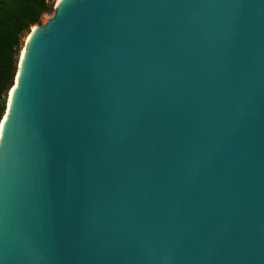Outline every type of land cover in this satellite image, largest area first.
I'll return each instance as SVG.
<instances>
[{"label": "water", "instance_id": "95a60500", "mask_svg": "<svg viewBox=\"0 0 264 264\" xmlns=\"http://www.w3.org/2000/svg\"><path fill=\"white\" fill-rule=\"evenodd\" d=\"M35 26L2 264H264V0H61Z\"/></svg>", "mask_w": 264, "mask_h": 264}, {"label": "trees", "instance_id": "16d2710c", "mask_svg": "<svg viewBox=\"0 0 264 264\" xmlns=\"http://www.w3.org/2000/svg\"><path fill=\"white\" fill-rule=\"evenodd\" d=\"M51 11V0H0V122L18 70L23 39Z\"/></svg>", "mask_w": 264, "mask_h": 264}, {"label": "rangeland", "instance_id": "374dc122", "mask_svg": "<svg viewBox=\"0 0 264 264\" xmlns=\"http://www.w3.org/2000/svg\"><path fill=\"white\" fill-rule=\"evenodd\" d=\"M58 1L59 0H51V11L49 13H47L46 15H44V17L42 18L41 23L38 24L39 26L44 25L47 21H49L54 16L55 9H56V4L58 3ZM31 29H30V31H31ZM26 38H27V36L23 39V46L25 44Z\"/></svg>", "mask_w": 264, "mask_h": 264}, {"label": "bare ground", "instance_id": "6f19581e", "mask_svg": "<svg viewBox=\"0 0 264 264\" xmlns=\"http://www.w3.org/2000/svg\"><path fill=\"white\" fill-rule=\"evenodd\" d=\"M60 1H61V0H59L58 3H59ZM35 28H38V27H37V26H33V27H32L30 33L27 35L26 41H27L29 35L31 34L32 30L35 29ZM26 41H25V42H26ZM21 51H22V50H21ZM20 55H21V53H20ZM19 58H20V56H19ZM9 92H10V91H9ZM8 96H9V94H8Z\"/></svg>", "mask_w": 264, "mask_h": 264}, {"label": "snow or ice", "instance_id": "6c2138e0", "mask_svg": "<svg viewBox=\"0 0 264 264\" xmlns=\"http://www.w3.org/2000/svg\"><path fill=\"white\" fill-rule=\"evenodd\" d=\"M0 264H2V261H0Z\"/></svg>", "mask_w": 264, "mask_h": 264}]
</instances>
